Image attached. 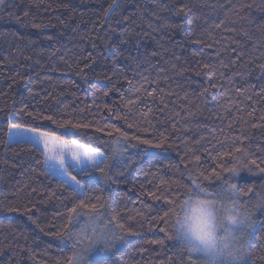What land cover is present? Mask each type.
<instances>
[{"label": "trees", "instance_id": "trees-1", "mask_svg": "<svg viewBox=\"0 0 264 264\" xmlns=\"http://www.w3.org/2000/svg\"><path fill=\"white\" fill-rule=\"evenodd\" d=\"M111 4L9 0L0 7V264H66L71 244L56 233L78 204L62 178L46 173L40 152L6 143L9 119L105 155L117 141L134 155L130 168L109 164L108 183L93 169L76 173L87 204L103 205L125 226L122 242L99 248L90 264H190L165 222L154 219L170 204L148 192L173 201L193 172L213 184L220 164L241 168L234 179L242 186L264 185V172L249 164L264 161V0H116L105 16ZM64 127L76 134L65 136ZM256 219L245 264H264V210Z\"/></svg>", "mask_w": 264, "mask_h": 264}, {"label": "clouds", "instance_id": "clouds-1", "mask_svg": "<svg viewBox=\"0 0 264 264\" xmlns=\"http://www.w3.org/2000/svg\"><path fill=\"white\" fill-rule=\"evenodd\" d=\"M128 150L126 144L112 142L107 163L130 168L135 157ZM238 169L227 177L223 173L215 177L211 185L201 173H191L190 182L182 186L183 195L169 205V237L197 257L196 264H245L252 256L249 238L257 223V212L264 210V185L252 190L251 196L245 186L246 194L241 195L230 187L238 184L234 179L242 170ZM88 201L85 198L86 204ZM63 239L71 244L73 264H90L89 256L94 250L112 251L123 236L122 229L103 207L79 206Z\"/></svg>", "mask_w": 264, "mask_h": 264}, {"label": "snow or ice", "instance_id": "snow-or-ice-1", "mask_svg": "<svg viewBox=\"0 0 264 264\" xmlns=\"http://www.w3.org/2000/svg\"><path fill=\"white\" fill-rule=\"evenodd\" d=\"M4 0H0V5H3ZM116 4V0H112V4L109 5V9L105 12V16H108L109 12L112 10L113 5ZM247 7H250V5H247ZM186 9L181 8L177 10V14L180 12H184ZM39 27V25H37ZM216 27H220V25H216ZM199 42V41H198ZM87 67V66H86ZM175 67V66H173ZM205 68H211V65H205ZM262 70H264V66H262ZM77 75H80L78 72ZM131 83V82H130ZM142 90V85L137 87L135 89L136 92H140ZM155 89H153V92ZM237 91H240L239 89ZM153 93L149 92L148 95L151 96ZM104 95H107V93H104ZM139 98V97H137ZM128 103H133V101H128ZM27 107V106H25ZM24 111V110H21ZM20 113H17L19 115ZM29 116L33 115L32 113H27ZM11 115V114H10ZM45 120L52 121L53 117L52 116H46L43 117ZM264 119V117H262ZM73 122L71 120L64 121L65 125H70ZM74 127H79V125H75ZM146 130V129H145ZM62 132L65 136H71L75 135L76 133L74 132L73 128H68L64 127L62 128ZM126 135V134H125ZM7 136L8 140L6 141L7 144L11 143H24L30 145L36 152H40L44 156L43 160V165L45 167V171L47 174H54L57 171L62 172V179H61V186L67 185L71 194L75 196L78 199V204L77 207L83 206V207H90L95 209L97 207V204H86L85 203V198L90 199V193L86 190L87 187L81 182V180H78L76 176H72L71 173L69 172V169L73 167L71 164L68 163L66 160V156H70L72 160L74 161H79L81 157L86 158L93 167V170L95 172L100 173L102 176L105 177V182L108 183L109 180L111 179L110 177L107 176L106 169L109 167V164L107 163V156L101 151L99 148L95 149H88L84 145H78L75 140H72L70 143L71 145L75 146L76 150L73 151H63L62 146H67L68 141H63L61 140L60 145H57L55 148L56 155L55 156H50L49 153L53 151L52 148L49 147V140L50 138L54 137L53 133H47V132H41L38 128H29L23 123H12L11 119H9L8 125H7ZM133 139H136L140 143H143L145 145L152 143L149 140H143L140 141L139 137H134ZM166 138L161 139V143H157L156 147H160L163 143V141ZM43 146V147H41ZM136 145H133L135 147ZM237 153L242 152V149H236L235 150ZM221 156H230L232 153H221ZM197 160H199V157H196ZM213 159H218V157H213ZM51 160H57L58 165L56 164H50ZM249 164L251 165H256L257 168L259 169L260 172H264V167H261L260 164H264V161H261L260 163H257L256 160H251L249 161ZM221 172H217L215 169L212 170L211 175H214L216 177L220 176L223 172L227 173H233L238 171L239 169L235 166L231 168L225 167L223 164L219 165ZM82 175L87 176L88 175V170L87 169H79L78 170ZM69 176L72 183H68V180L63 179V176ZM203 175V173H201ZM209 176H205L204 179L207 180L209 179ZM165 184L164 180L160 181V185L157 186V191H159L160 186H163ZM143 187V186H141ZM230 187L237 189L241 195H245V186H242L241 184H236V185H230ZM252 187H247V192H252ZM148 195L152 196L153 199L160 200L164 199L168 204H171L173 201L168 200L167 196L165 195H157L156 192H148ZM97 200H100V197H96ZM103 207V205H100ZM76 208H73L71 210L72 215L76 212ZM16 211H19V209H14ZM25 212H27V209H25ZM72 215L69 216V222L64 226V230L61 232L56 233V236L59 239H63L64 236V231L67 229L68 225L71 223L72 220ZM168 215V212H165L163 216L160 217H155L154 219L156 220H163L166 224V217ZM31 219V217H29ZM112 220L117 221L118 220V214L113 213L112 215ZM35 223V221H33ZM257 224V223H256ZM118 227L122 230H125V226L123 224L117 223ZM162 231H166V229H162ZM252 233L250 234V237L252 236ZM250 239V238H249ZM152 243H163V241H152ZM75 247V245H73ZM261 260H264V256L260 257ZM188 260L190 264H196V261L192 259V256L189 255ZM57 264H60L58 261ZM66 264H73V256L68 258L66 260Z\"/></svg>", "mask_w": 264, "mask_h": 264}, {"label": "rangeland", "instance_id": "rangeland-1", "mask_svg": "<svg viewBox=\"0 0 264 264\" xmlns=\"http://www.w3.org/2000/svg\"><path fill=\"white\" fill-rule=\"evenodd\" d=\"M8 1L9 0H4V3L3 4H5ZM2 6L3 5H0V7H2ZM41 132H44V131H41ZM61 140L68 141L69 142L67 146H62V150L63 151H69L70 152V151L76 150L75 149V146L71 145V143H70L72 140H75V139H68V138L61 137V136H58V135L54 134V137L53 138H50V140H49V147L53 149V151L49 153L50 156H55L56 155L55 148H56L57 145H60ZM75 141L77 142L78 145H84L88 149H94V148H92L90 146H87V145H85V144L77 141V140H75ZM41 147H43V146H41ZM66 160L68 161L69 164H71L73 166V167H71L69 169V172L71 173L72 176H76V173H80L78 171L79 169H82V168L83 169H87V170L93 169L92 164L86 158H84V157H81L79 161H74V160H72V158L70 156H66ZM50 164H56V165H58V161L57 160H51L50 161ZM54 174L56 176L62 178V172L57 171ZM76 178L78 179L77 176H76ZM63 179L68 180V183H72V181H71V179H70L69 176L64 175L63 176ZM249 241H250V239H249ZM98 249L99 248H97L96 250H94L91 254L95 253Z\"/></svg>", "mask_w": 264, "mask_h": 264}]
</instances>
